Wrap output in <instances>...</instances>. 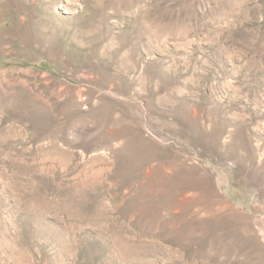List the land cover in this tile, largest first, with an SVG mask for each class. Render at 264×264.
Here are the masks:
<instances>
[{"label":"rangeland","instance_id":"obj_1","mask_svg":"<svg viewBox=\"0 0 264 264\" xmlns=\"http://www.w3.org/2000/svg\"><path fill=\"white\" fill-rule=\"evenodd\" d=\"M0 264H264V0H0Z\"/></svg>","mask_w":264,"mask_h":264}]
</instances>
